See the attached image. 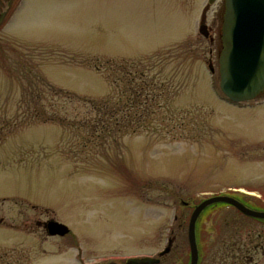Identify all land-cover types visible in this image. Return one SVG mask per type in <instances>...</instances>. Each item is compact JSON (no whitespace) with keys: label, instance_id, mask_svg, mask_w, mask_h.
Here are the masks:
<instances>
[{"label":"rangeland","instance_id":"1","mask_svg":"<svg viewBox=\"0 0 264 264\" xmlns=\"http://www.w3.org/2000/svg\"><path fill=\"white\" fill-rule=\"evenodd\" d=\"M209 2L10 1L0 19V264H96L153 255L171 238L189 250L203 200L233 194L264 210V93L236 104L221 92L223 0ZM207 5L213 42L199 33ZM65 91L113 103L64 109ZM50 219L69 234L36 224ZM228 222L264 235L215 205L200 218L201 244L222 245Z\"/></svg>","mask_w":264,"mask_h":264},{"label":"water","instance_id":"2","mask_svg":"<svg viewBox=\"0 0 264 264\" xmlns=\"http://www.w3.org/2000/svg\"><path fill=\"white\" fill-rule=\"evenodd\" d=\"M11 0H0V19L9 9ZM210 0L209 3H214ZM200 34L210 38L205 16ZM212 41V39H211ZM221 50L218 55L219 86L224 96L234 103L257 99L264 93V0H225L221 28ZM211 71L214 69L210 65ZM216 204L235 207L242 214L264 220V211L250 208L231 195L213 196L200 202L193 210L188 225L191 264L198 262L197 222L202 213ZM49 236H66L69 228L56 221L45 224ZM149 258H132L129 263H143Z\"/></svg>","mask_w":264,"mask_h":264},{"label":"flooded vegetation","instance_id":"3","mask_svg":"<svg viewBox=\"0 0 264 264\" xmlns=\"http://www.w3.org/2000/svg\"><path fill=\"white\" fill-rule=\"evenodd\" d=\"M208 9H209V5L205 7L204 13H206ZM224 10H225V0H223L221 10L218 13L220 21L222 14H224ZM211 28L212 27H210V29ZM217 32H218V42L220 44L221 28H219ZM230 195L236 197L243 204L251 208V206L248 203L244 202L242 199H239V197H237L236 195L233 194ZM230 207L237 210L232 206ZM242 215L247 219L252 220V223H259L261 225H264V220L251 218L244 214ZM199 221L200 218L197 222V243H198L197 264H264V235H262L260 232L255 233L251 230L249 231L246 230L244 231L245 233H243L242 230L235 232L232 231L233 230L232 226L230 222H228L227 224L228 230L225 232L223 236L222 245H214V244L202 245L200 237L198 235ZM46 222L48 221L37 220L36 224L38 227L43 228L47 233V230L45 228ZM174 243H175V238H171L167 246L161 248L158 252H156L153 255L133 256V257H126L123 259L110 258L96 264H132L129 263V260L132 258H149L151 260L136 264H191L190 246H189V250H187L186 247L174 245Z\"/></svg>","mask_w":264,"mask_h":264},{"label":"trees","instance_id":"4","mask_svg":"<svg viewBox=\"0 0 264 264\" xmlns=\"http://www.w3.org/2000/svg\"><path fill=\"white\" fill-rule=\"evenodd\" d=\"M96 68L97 70L98 69L100 70L99 65L96 66ZM55 94H58V93H55ZM64 95L66 97V101H65L66 108L64 109H68V106L78 105L80 106V109L84 108L85 110L89 111L92 114H95L96 112L104 111V109H109L107 107L113 103V100H111L110 98H104V99H93V98H85V97L82 98L69 91H65ZM139 95L140 94H137L136 96H139ZM128 100L132 101L131 96L128 97ZM126 109L128 108H125V110ZM110 122H112L111 119H110ZM116 124L118 125V121H116ZM127 125L130 126V124H127Z\"/></svg>","mask_w":264,"mask_h":264}]
</instances>
